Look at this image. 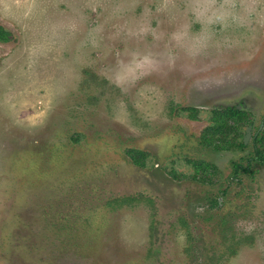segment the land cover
I'll return each mask as SVG.
<instances>
[{
  "label": "rangeland",
  "instance_id": "374dc122",
  "mask_svg": "<svg viewBox=\"0 0 264 264\" xmlns=\"http://www.w3.org/2000/svg\"><path fill=\"white\" fill-rule=\"evenodd\" d=\"M256 149L264 0H0V264H264Z\"/></svg>",
  "mask_w": 264,
  "mask_h": 264
},
{
  "label": "trees",
  "instance_id": "16d2710c",
  "mask_svg": "<svg viewBox=\"0 0 264 264\" xmlns=\"http://www.w3.org/2000/svg\"><path fill=\"white\" fill-rule=\"evenodd\" d=\"M237 109H239V108H237ZM242 109H244L243 105H242ZM256 141L258 142V139ZM256 153H257L256 157H258L259 159H261L264 162V151L262 152V151H259L256 149Z\"/></svg>",
  "mask_w": 264,
  "mask_h": 264
},
{
  "label": "water",
  "instance_id": "95a60500",
  "mask_svg": "<svg viewBox=\"0 0 264 264\" xmlns=\"http://www.w3.org/2000/svg\"><path fill=\"white\" fill-rule=\"evenodd\" d=\"M250 136H251V127L249 128V132H248V135L246 136L245 142H248V139L250 138Z\"/></svg>",
  "mask_w": 264,
  "mask_h": 264
},
{
  "label": "flooded vegetation",
  "instance_id": "af4514ba",
  "mask_svg": "<svg viewBox=\"0 0 264 264\" xmlns=\"http://www.w3.org/2000/svg\"><path fill=\"white\" fill-rule=\"evenodd\" d=\"M244 108H245V105L243 104Z\"/></svg>",
  "mask_w": 264,
  "mask_h": 264
}]
</instances>
